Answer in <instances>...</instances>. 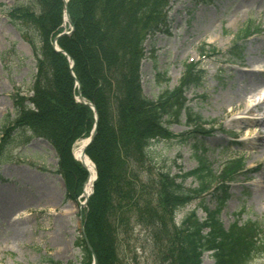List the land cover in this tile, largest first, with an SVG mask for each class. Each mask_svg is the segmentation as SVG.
I'll use <instances>...</instances> for the list:
<instances>
[{"label":"rangeland","instance_id":"1","mask_svg":"<svg viewBox=\"0 0 264 264\" xmlns=\"http://www.w3.org/2000/svg\"><path fill=\"white\" fill-rule=\"evenodd\" d=\"M62 2V12L51 6L45 10L48 21L59 19L61 12L60 25L49 29L54 28L51 44L74 28L72 21H64ZM19 3L25 2L0 0V264H84L79 245L85 241L93 249L86 216L96 181L86 197L88 173L69 169L63 175L56 149L41 137L23 144L27 137L14 124L18 109L25 110L34 95L41 58L39 38L22 30L9 13ZM165 25L144 42L143 91L157 99L165 90L177 89L186 63L199 61L203 82L185 96L192 119L198 118L199 129L209 133L195 131L183 111L170 124L181 136L152 142L150 162L156 172L172 174L209 167L217 178L212 188L226 197L219 214L225 228L237 220H264V0H172ZM76 87L79 94L77 82ZM89 136L73 144L75 160L76 146ZM239 159L242 168L228 175ZM225 174L228 178L222 180ZM198 184L197 176L186 180L189 187ZM215 205L206 193L180 209L175 221L181 223L194 209L204 218L202 207ZM148 239L144 227L128 226L118 243L121 263L161 264ZM210 253L204 254L203 264H214ZM95 258L93 253L90 264ZM240 264H264V258L257 252Z\"/></svg>","mask_w":264,"mask_h":264},{"label":"trees","instance_id":"2","mask_svg":"<svg viewBox=\"0 0 264 264\" xmlns=\"http://www.w3.org/2000/svg\"><path fill=\"white\" fill-rule=\"evenodd\" d=\"M22 1L25 3L12 7L9 13L22 30L33 31L41 48L34 95L14 118L21 135L27 137L23 143L31 137L46 138L62 161L63 175L69 169L72 173L81 169L86 175L82 164L73 158L72 147L76 140L90 135L95 111L76 100L77 80L81 94L95 104L99 116L97 134L87 148L98 178L86 216L93 249L85 241L79 245L84 264L91 263L93 253L97 264H122L119 239L133 224L146 229L161 264H203L207 252H211L214 264H240L257 252L264 258V220L247 219L241 224L237 220L225 228L219 214L226 197L217 187L212 189L217 178L209 167L200 165L172 174L160 169L156 172L150 162L149 146L178 136L170 124L183 111L193 120L195 131L209 133L199 129L198 118L192 119L185 96L189 87L203 82L205 72L197 63L187 65L177 89H167L157 99L143 91L144 42L166 26L171 0H69L74 30L58 39L68 55L57 52L48 42L54 28L49 29L60 25L62 0L56 6L55 0ZM49 6L59 7V19L44 18ZM243 30L246 35L247 27ZM68 56L74 61L73 68ZM232 167L228 175L237 173L242 161ZM204 169L207 173L202 174ZM191 176L199 178L197 187L186 185ZM226 178L225 174L222 180ZM207 192L213 195L215 208L203 206L204 218L194 209L176 223L178 211Z\"/></svg>","mask_w":264,"mask_h":264},{"label":"bare ground","instance_id":"3","mask_svg":"<svg viewBox=\"0 0 264 264\" xmlns=\"http://www.w3.org/2000/svg\"><path fill=\"white\" fill-rule=\"evenodd\" d=\"M87 140H83L80 144H78L74 150V155L79 161H83L86 164L87 167V173H88V182L86 183L84 195L87 197L92 189H93V183L95 180V167L93 162L88 156H84V146L86 144Z\"/></svg>","mask_w":264,"mask_h":264},{"label":"water","instance_id":"4","mask_svg":"<svg viewBox=\"0 0 264 264\" xmlns=\"http://www.w3.org/2000/svg\"><path fill=\"white\" fill-rule=\"evenodd\" d=\"M67 0H65V10H66V18L69 20L70 19V16H69V12H68V9H67ZM66 33H71V32H63L62 34H60L59 36L63 35V34H66ZM58 38V37H57ZM56 38V39H57ZM55 45V49L59 52H64L62 49H60L57 45H56V42L54 43ZM78 86L80 87V83L77 82ZM79 100L82 102V103H85L87 105H90L91 107H93L95 109V105L88 99L84 98L83 96H79ZM96 120H98V114H96ZM97 127H98V124L96 123L95 126H94V129L91 133V136L88 138L86 144H85V148H84V156L86 155V149L87 147L93 142L96 134H97ZM81 163L83 166L86 167V164L81 160ZM95 169H96V166H95ZM97 172V171H96ZM96 178H97V175H96ZM89 196V195H88ZM90 247V246H89ZM91 248V247H90ZM94 264H97V259L95 258V261H94Z\"/></svg>","mask_w":264,"mask_h":264}]
</instances>
